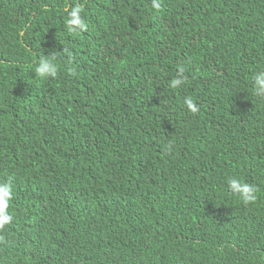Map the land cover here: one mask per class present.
Wrapping results in <instances>:
<instances>
[{
    "label": "trees",
    "instance_id": "16d2710c",
    "mask_svg": "<svg viewBox=\"0 0 264 264\" xmlns=\"http://www.w3.org/2000/svg\"><path fill=\"white\" fill-rule=\"evenodd\" d=\"M0 264H264V0H0Z\"/></svg>",
    "mask_w": 264,
    "mask_h": 264
},
{
    "label": "clouds",
    "instance_id": "9594fccd",
    "mask_svg": "<svg viewBox=\"0 0 264 264\" xmlns=\"http://www.w3.org/2000/svg\"><path fill=\"white\" fill-rule=\"evenodd\" d=\"M0 188L3 189V184H2V182H1V180H0Z\"/></svg>",
    "mask_w": 264,
    "mask_h": 264
}]
</instances>
